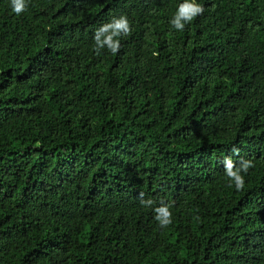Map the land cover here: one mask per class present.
Wrapping results in <instances>:
<instances>
[{
    "label": "trees",
    "instance_id": "trees-1",
    "mask_svg": "<svg viewBox=\"0 0 264 264\" xmlns=\"http://www.w3.org/2000/svg\"><path fill=\"white\" fill-rule=\"evenodd\" d=\"M182 2L0 0V264H264V0Z\"/></svg>",
    "mask_w": 264,
    "mask_h": 264
},
{
    "label": "clouds",
    "instance_id": "clouds-1",
    "mask_svg": "<svg viewBox=\"0 0 264 264\" xmlns=\"http://www.w3.org/2000/svg\"><path fill=\"white\" fill-rule=\"evenodd\" d=\"M11 11L19 15L26 10V0H10ZM204 12V7L198 0H183L179 4L176 13L169 21L170 26L177 32H182L185 26L190 24L197 16ZM129 31V22L126 17L121 16L118 19H113L110 23L101 26L94 35V51L99 54L101 50L107 48L113 55L119 51V39L122 34H127ZM224 174L231 182L229 186H234L237 191L245 186L244 176L252 167L250 161L242 160L236 165L230 157H225L222 161ZM142 206L151 207L152 201H141ZM170 205H161L154 208L155 221L158 222L161 228L167 227L172 223V212Z\"/></svg>",
    "mask_w": 264,
    "mask_h": 264
}]
</instances>
